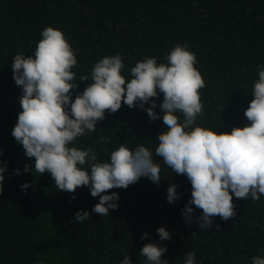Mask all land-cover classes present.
<instances>
[{
    "label": "trees",
    "instance_id": "trees-1",
    "mask_svg": "<svg viewBox=\"0 0 264 264\" xmlns=\"http://www.w3.org/2000/svg\"><path fill=\"white\" fill-rule=\"evenodd\" d=\"M48 26L61 30L78 50L73 100L90 83L79 78L90 76L106 55L121 54L130 76L137 61L166 62L172 47L187 45L205 80L204 115L197 123L218 134L248 123L244 112L254 99L257 65L264 64V0H0V161L7 164L0 192V264H120L126 254L133 264H143L139 252L148 243L168 248L167 264H184L186 252H195L198 264H251L264 249V196L259 201L233 196L236 215L215 216L213 227L203 230L201 209L191 206V223L182 214L191 199L190 181L158 157L161 182L141 178L127 189L108 190L120 199L104 217L91 212L99 197L88 186L59 191L50 174H34V158H27L11 135L22 111L12 62L17 53L32 55ZM152 99L160 104L163 94ZM155 111L160 113L159 107ZM165 131L162 118L152 121L144 109L122 104L116 113H106L96 132L79 138L78 146L94 148L107 160L123 143L130 148L143 143L154 151ZM25 165L32 170L25 172ZM24 183L30 185L26 190ZM170 184L178 185L174 203L167 200ZM80 210L91 214L82 223L75 221ZM159 227L171 239L161 241ZM145 233L148 239H141Z\"/></svg>",
    "mask_w": 264,
    "mask_h": 264
},
{
    "label": "clouds",
    "instance_id": "clouds-1",
    "mask_svg": "<svg viewBox=\"0 0 264 264\" xmlns=\"http://www.w3.org/2000/svg\"><path fill=\"white\" fill-rule=\"evenodd\" d=\"M32 55L17 53L12 62L13 79L22 88L19 98L22 111L11 135L22 145L25 156L34 158V174H50L59 191L75 193L88 186L93 197H99L91 212L109 216L118 208L120 196L110 189H127L141 178L161 182L160 158L176 175L186 176L191 183V199L182 210L186 222L193 221L195 205L202 210L198 219L201 229L213 227V217L228 220L236 215L233 196L259 201L264 196V64L257 65L258 79L251 94L254 97L244 112L248 123L231 132L217 133L197 123L203 117L201 89L205 80L195 66L196 55L187 45L177 43L165 56L137 61L126 74L121 54L106 55L91 68L90 81L73 100L78 88L76 72L78 50L61 30L48 26ZM163 94V102L152 98ZM123 105L139 107L152 121L162 118L167 131L159 134L154 151L143 143L130 148L127 143L101 160L94 148L78 146L79 138L96 132L106 113H116ZM151 104L145 108V105ZM159 107L160 113L155 109ZM162 113V117H161ZM3 151L0 150V156ZM32 170L25 165L24 171ZM7 164L0 161V192L3 191ZM20 174V170H15ZM30 185L24 183L26 190ZM178 185L170 184L167 200L178 198ZM91 216L77 211L76 222ZM218 227V226H217ZM161 241L171 239L165 227H159ZM148 233L141 239H148ZM168 248L146 244L139 252L143 264H167L163 256ZM120 264H133L123 256ZM184 264H198L195 252H186ZM251 264H264V249L251 258Z\"/></svg>",
    "mask_w": 264,
    "mask_h": 264
}]
</instances>
